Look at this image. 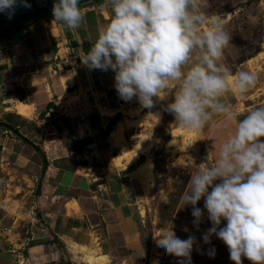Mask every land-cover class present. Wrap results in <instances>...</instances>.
Instances as JSON below:
<instances>
[{"label":"crops","instance_id":"1","mask_svg":"<svg viewBox=\"0 0 264 264\" xmlns=\"http://www.w3.org/2000/svg\"><path fill=\"white\" fill-rule=\"evenodd\" d=\"M94 4L98 9L82 12L78 29L49 13L0 39V264H86L82 247L100 260L92 264L130 263L139 255L131 192L150 149L141 124L156 126L172 95L162 91L152 108H142L135 97L126 102L117 95L111 69L81 65L79 54L111 18L105 0ZM226 93L222 100L232 105ZM69 94L80 110L78 120H69L81 131L66 144L44 116ZM18 103L30 113L18 112Z\"/></svg>","mask_w":264,"mask_h":264},{"label":"clouds","instance_id":"2","mask_svg":"<svg viewBox=\"0 0 264 264\" xmlns=\"http://www.w3.org/2000/svg\"><path fill=\"white\" fill-rule=\"evenodd\" d=\"M78 5L79 0H54L52 18L78 29L83 19ZM105 5L111 18L90 49L79 54L81 65L111 69L117 95L126 102L135 97L142 108H152L162 91L165 98L171 93L166 111L185 134L200 132L216 116L235 121L230 135L218 146L214 141V162L190 175L180 202L182 208L191 206L198 229L203 213L196 205L203 198L211 223L202 236L205 244L215 235L234 264H241V257L264 264V106L238 118L222 100L226 91L243 99L255 75L241 70L229 84L219 61L230 36L218 25L200 30L205 16L198 0H105ZM16 6L17 0H0V12L9 18ZM154 242L162 253L182 258L178 264H190L194 236L180 239L170 231Z\"/></svg>","mask_w":264,"mask_h":264},{"label":"rangeland","instance_id":"3","mask_svg":"<svg viewBox=\"0 0 264 264\" xmlns=\"http://www.w3.org/2000/svg\"><path fill=\"white\" fill-rule=\"evenodd\" d=\"M93 3L94 0L87 1L78 7ZM198 8L205 16L201 24L202 31L218 25L230 36L219 61L221 68L233 72V77L229 76V84L241 70L256 77L254 86L243 99L233 94L231 106L238 113V118H242L252 108L264 106V0H198ZM65 99L66 101L60 99L49 104V113L44 117L48 119L46 124L52 135L69 144L74 139L73 131H81L80 125L77 127L76 124H71L69 117L78 120L80 110L74 105L77 97H73V94ZM171 99L173 97L170 101ZM158 102L159 100L155 104ZM158 121L156 126L146 122L141 124L143 129L140 138L147 140L150 147L141 161L149 165L151 178L145 182L139 180L141 184L138 182L133 185L131 192L144 255L142 256L140 249L139 255L130 259V263L124 260L121 264H178V260L182 258L162 253L154 242V238L170 231L180 239L195 237L190 264H234L229 259L226 245L215 235L208 244L202 240L203 234L211 227L203 208V198L196 205L203 213L198 229L192 223L194 218L191 206L182 208L180 199L187 191L190 175L197 167L210 166L214 162L215 154L210 152L214 141L218 146L219 142L230 135L235 121L229 124L222 116H217L200 132L192 134H185L168 111ZM137 123L139 122H135ZM224 223L222 221L221 227ZM213 250L214 254H210ZM241 264L251 262L241 257Z\"/></svg>","mask_w":264,"mask_h":264},{"label":"water","instance_id":"4","mask_svg":"<svg viewBox=\"0 0 264 264\" xmlns=\"http://www.w3.org/2000/svg\"><path fill=\"white\" fill-rule=\"evenodd\" d=\"M87 1L91 0H79V4ZM24 2L28 5L27 7L17 0V6L10 18L8 13L0 12V39L12 32L20 31L35 17L51 12L54 0H24Z\"/></svg>","mask_w":264,"mask_h":264},{"label":"bare ground","instance_id":"5","mask_svg":"<svg viewBox=\"0 0 264 264\" xmlns=\"http://www.w3.org/2000/svg\"><path fill=\"white\" fill-rule=\"evenodd\" d=\"M16 109L21 114L27 115L30 113L31 107L29 105H26V104L18 103L16 105ZM120 131H121V126H119V129L117 130V132L115 131L113 134L111 133L115 143H117L119 137L121 138ZM125 151H126V148L124 147L123 152H125ZM133 153L136 154V149H133ZM135 176L139 180H143L144 182L146 179L151 178V172H150L149 165L147 163L143 162L139 166V168L136 170ZM80 249H81V251H83L82 259L84 260V262L86 264H92L93 262L100 261L99 259H97L93 256V254H94L93 251L86 249L85 247H82ZM96 257H98V256H96ZM102 262L105 263L106 262L105 259L102 260Z\"/></svg>","mask_w":264,"mask_h":264},{"label":"trees","instance_id":"6","mask_svg":"<svg viewBox=\"0 0 264 264\" xmlns=\"http://www.w3.org/2000/svg\"><path fill=\"white\" fill-rule=\"evenodd\" d=\"M94 1H96L97 3H101V2H102V0H94ZM49 13H51V12H49ZM49 13L41 14V15L35 17V18H38V17H41V16H45V15H47V14H49ZM35 18H34V19H35ZM12 33H14V32H12ZM10 34H11V33H10ZM34 148H35V150H36L38 153H40L41 157L44 158V156H43V154L41 153V151L39 150V148H38L37 146H34ZM44 166H45V162L43 163V169H42V171L44 170Z\"/></svg>","mask_w":264,"mask_h":264},{"label":"built area","instance_id":"7","mask_svg":"<svg viewBox=\"0 0 264 264\" xmlns=\"http://www.w3.org/2000/svg\"><path fill=\"white\" fill-rule=\"evenodd\" d=\"M79 8L81 9L82 12H84L85 10H96V9H98V5L93 3V4H90L89 6H79ZM5 132H7V131H5Z\"/></svg>","mask_w":264,"mask_h":264}]
</instances>
